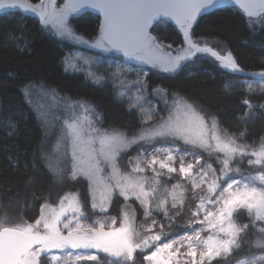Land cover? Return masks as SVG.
Segmentation results:
<instances>
[{"label": "snow or ice", "instance_id": "6c2138e0", "mask_svg": "<svg viewBox=\"0 0 264 264\" xmlns=\"http://www.w3.org/2000/svg\"><path fill=\"white\" fill-rule=\"evenodd\" d=\"M230 2L264 47V0H0V17L30 14L40 31L94 50L65 53L62 71L94 87L114 84V102L136 116L134 125L120 123L44 77L8 73L20 106L10 105L0 123L12 136L28 113L36 120L33 175L26 163L24 181L32 187L43 169L49 188L32 196L42 201L35 216L22 208L0 216V264H136L137 256L141 264H264V135L247 142V125L264 116V103L251 99L264 98V70H246L232 50L198 31L199 18ZM85 10L97 14L91 31L71 19ZM162 26L176 39L165 42ZM27 27L0 30V47L31 55ZM106 54L120 63L105 66ZM201 56L239 77L222 84L243 97L234 130L183 87L149 79L155 72L178 76ZM132 62L145 67L129 83L123 78ZM36 95L50 101L47 111L34 105ZM174 228L180 230L166 231Z\"/></svg>", "mask_w": 264, "mask_h": 264}, {"label": "trees", "instance_id": "16d2710c", "mask_svg": "<svg viewBox=\"0 0 264 264\" xmlns=\"http://www.w3.org/2000/svg\"><path fill=\"white\" fill-rule=\"evenodd\" d=\"M73 20L78 21L84 30L91 31L96 22V16L90 13H81L73 17ZM243 20H246L243 12L234 8H226L224 11H215L200 18L198 31L210 39L214 37L215 43H217L216 47L220 49L228 47L232 50L246 70L252 72L264 70L261 67V59L264 58V47L261 45L262 37L259 35L253 37L243 26ZM25 23L28 26L25 31L29 32L33 38L31 55L19 53L12 47H0V82L5 84L4 89L0 90V100H2L3 105V108L0 109V117L6 114L10 105L20 106V94L13 82L8 79V73L13 72L21 75L44 77L57 85L62 92L69 93L73 97L90 99L110 119L114 118L123 124L131 123L134 125L136 123L135 114L128 116L124 112V105L114 102V93L110 87H94L84 83L82 75H69L62 71L59 63L60 57L75 46L56 39L47 32L40 31L36 18L17 11L14 16L0 17V30L10 33ZM172 28H174L173 25ZM172 28L162 26L158 30L160 35L166 38L165 42L176 39V34ZM153 34L157 33L154 32ZM188 73H191L190 77L187 75ZM149 79L154 86L183 87L201 103L209 106L212 110L219 111L225 127L230 130L240 127L233 119L234 114L242 110L243 97L240 95V90L228 94L222 89V84H234L239 77H233L219 67H215L209 58L201 56L195 63L189 64L185 71L178 76L159 75L155 72L150 75ZM251 99L256 104L264 103V98L259 96H253ZM247 128L251 137L247 142L252 143L258 140L260 136L264 135V116L250 122ZM40 134L36 120L30 113L27 114L26 120L20 121L19 132L15 135L6 136L5 128L0 123V203L4 205L3 208H0V216H3L5 211L11 215H16L18 209L21 208L23 214L28 217L38 213V206L42 201L34 202L32 196L48 192L47 176L41 169L35 176L34 185L27 187L24 181V165L27 163L29 166L27 175H33L31 153ZM9 156L12 157L11 160L8 159ZM17 163L19 166H16ZM53 199H55V194H53ZM8 201H11V204H8ZM110 214L115 215L116 210H111ZM142 220L143 217L140 214L137 223L140 224ZM177 223L183 224L182 221H177ZM179 230V228L166 229V231ZM136 264H141L139 256H137Z\"/></svg>", "mask_w": 264, "mask_h": 264}, {"label": "rangeland", "instance_id": "374dc122", "mask_svg": "<svg viewBox=\"0 0 264 264\" xmlns=\"http://www.w3.org/2000/svg\"><path fill=\"white\" fill-rule=\"evenodd\" d=\"M61 2V0H58V3ZM73 19V18H71ZM49 34V33H48ZM50 36L56 38V39H59V40H62V41H66L68 42L69 44L75 46L73 47L72 50H69L67 51L68 52H72V53H75L77 51H80V52H83L85 55H91L93 54V51L94 50H89L87 49L86 47L84 46H81V45H76L74 44L71 40H68V39H61L59 37H55L51 34H49ZM217 43L214 44V46H216ZM203 57V56H202ZM101 62L105 64V66H107L108 64H112L113 67H115L117 64L120 63L119 60L115 59L113 56H108L107 54L103 57H101ZM128 67H130L131 69H133V72L128 74L126 77H124L123 79H126L127 82H131L134 78H135V72L138 71L141 67H145L144 65H141L140 63L138 62H132L130 65H127ZM157 74H164V73H161V72H156ZM257 80L259 78H256ZM254 82V81H253ZM103 86H106V87H110L111 91L113 92V89L115 87L114 84L112 83H108V84H105ZM156 98L153 97V100H155ZM34 104L38 107L40 105H43L44 106V110L47 111L49 105H50V101L47 99V98H44V97H41L40 95H37L36 98L34 99ZM135 154V152L133 153V155ZM53 163H55V160H53ZM175 182V180L173 181V183ZM143 221V220H142ZM183 222V221H182ZM142 223V222H141ZM103 255V254H101ZM110 260L111 258H107L105 261H104V264H110ZM94 264V262H86V264Z\"/></svg>", "mask_w": 264, "mask_h": 264}, {"label": "water", "instance_id": "95a60500", "mask_svg": "<svg viewBox=\"0 0 264 264\" xmlns=\"http://www.w3.org/2000/svg\"><path fill=\"white\" fill-rule=\"evenodd\" d=\"M226 8H234V9H237V10H240L241 12H243V10H241L237 5H235L234 3H229L228 5H226ZM82 13H90V14H93L94 16H97V14L94 12V11H92V10H85L84 12H82ZM213 13V12H212ZM211 14V13H210ZM26 16H31L30 14H25ZM208 15V14H207ZM204 16H206V15H204ZM204 16H202V17H204ZM201 17V18H202ZM34 18V17H33ZM37 20H38V18H36ZM200 19V18H199ZM171 23V22H170ZM173 26H174V24H173Z\"/></svg>", "mask_w": 264, "mask_h": 264}, {"label": "flooded vegetation", "instance_id": "af4514ba", "mask_svg": "<svg viewBox=\"0 0 264 264\" xmlns=\"http://www.w3.org/2000/svg\"><path fill=\"white\" fill-rule=\"evenodd\" d=\"M81 14V13H80ZM77 15H79V14H77Z\"/></svg>", "mask_w": 264, "mask_h": 264}]
</instances>
